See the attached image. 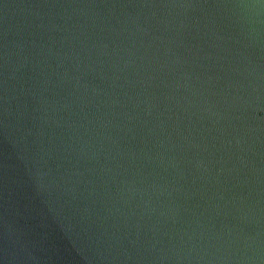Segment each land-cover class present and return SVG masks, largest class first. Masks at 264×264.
I'll return each mask as SVG.
<instances>
[{"label":"water","instance_id":"obj_1","mask_svg":"<svg viewBox=\"0 0 264 264\" xmlns=\"http://www.w3.org/2000/svg\"><path fill=\"white\" fill-rule=\"evenodd\" d=\"M0 264H264V0H0Z\"/></svg>","mask_w":264,"mask_h":264}]
</instances>
